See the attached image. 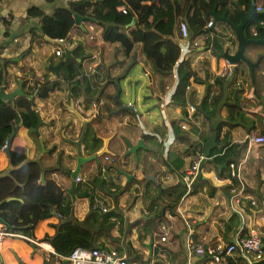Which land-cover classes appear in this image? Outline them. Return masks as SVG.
I'll return each mask as SVG.
<instances>
[{"label": "crops", "instance_id": "1", "mask_svg": "<svg viewBox=\"0 0 264 264\" xmlns=\"http://www.w3.org/2000/svg\"><path fill=\"white\" fill-rule=\"evenodd\" d=\"M71 1L0 0V66L7 73V83H3L5 90L16 88L19 80L20 84L25 82L21 84V90L33 95V98L14 96L11 107L14 108L19 97L32 100L43 121L38 126V135L30 133L33 127L18 126L8 147L15 153L17 164H11L9 156L6 157L0 148L3 153L0 169L7 171L24 160L34 159L43 166L59 165L70 170L75 164L74 146L66 142L64 136L76 138L81 119H87L96 136H111L108 141L111 151L115 144L118 145L116 154L106 153L115 158L111 163L113 166L107 168L104 160H100L102 163L98 166L99 155L84 161L77 173L73 197L66 191L70 185L69 173L55 170L43 173V176L54 179L61 187L62 204L71 217L82 219L92 211L96 198L102 200L106 210L95 205L93 217L98 220L103 212L107 215L102 225L95 229L92 246L115 248L137 264H203L215 244L231 241L242 223L244 232L263 231L264 245V142L254 143L247 138L252 128L264 135V44L244 48L245 56L256 62L252 75L245 63L238 62L231 65L228 74L222 73L226 80L221 84L220 94L217 93L219 86L212 85L211 89L219 96L216 114L205 116L193 111L194 121L189 123L188 130H184L180 124L185 123L187 108L192 105L195 110L205 84L212 83L216 74L221 75L225 59L221 56L216 59L214 53L223 50L232 53L236 48L228 24L223 21L213 23L214 32L209 40L214 49L206 48L207 44L201 40L198 46H192L189 43L192 36L177 38L178 46L186 47L180 59H187L201 81H190L185 102L175 104L170 100L175 84L173 75L163 78L165 84L161 88V78L151 69L140 50V43H134L130 52L123 54L117 41L102 39L100 25L87 15L91 7L73 11L83 17L79 24H74L71 13H66ZM152 2L159 4L160 0ZM254 4L257 6L259 1ZM134 21L133 16L129 24ZM180 23L190 26L184 16ZM178 29L175 26L169 28V32L176 36ZM188 35H191L190 31ZM60 39L71 49L72 57L80 61L78 72L89 73L81 84L74 79L78 72L71 79L62 77L64 61L57 72L49 67L63 58L62 46L61 54L53 52L59 47L53 40ZM76 44L79 57L73 56ZM132 62L142 67L147 80L139 81L140 78L127 75L126 68ZM34 81L44 86L52 85V88L43 95L44 86L36 84L33 91L28 92V85ZM69 81L74 83L69 85ZM120 103L131 109L119 107ZM230 109H236V114ZM153 113L161 117L156 118ZM216 123H220L218 129ZM92 124L97 125V130ZM174 124L178 127L177 133L173 131ZM212 128L215 129V145L208 157L212 158L219 151L221 154L201 164L200 175L194 176L186 191L178 175L192 161L197 146L203 151V142L212 133ZM138 139L142 146L135 150L133 159L131 152L125 153V142L133 145ZM118 169L131 175L127 178ZM230 170L236 174L231 176ZM94 176L99 180L93 181ZM100 181L105 187H100ZM228 181L240 191L239 203L233 205L241 211L242 222L230 209ZM78 183L81 186L76 189ZM182 187L184 191L178 194ZM184 219L191 222L189 238L203 248L200 255L187 249ZM88 221L91 222L92 217ZM106 223L110 225L105 227ZM95 224H98L96 220ZM45 226L44 221L37 225L33 239L37 240ZM14 238L22 239L28 246L21 240L19 247L11 251L12 258L4 261L0 256L2 264L16 261L41 264L42 260L46 264H60L62 257L47 242L35 244L19 236ZM148 242H151L150 247ZM255 261L253 259L252 264Z\"/></svg>", "mask_w": 264, "mask_h": 264}, {"label": "trees", "instance_id": "2", "mask_svg": "<svg viewBox=\"0 0 264 264\" xmlns=\"http://www.w3.org/2000/svg\"><path fill=\"white\" fill-rule=\"evenodd\" d=\"M215 1L216 12L218 14L225 12L227 18L234 23L239 20V14L235 6L243 14L247 13L250 6V0H160L159 4H154L152 0H149L148 3L144 0H73L69 2L66 13L68 15L71 13L72 16L73 11L79 12L82 7H91L87 15L93 17L100 25L102 39L109 42L117 41L122 53L125 55L130 52L134 43H140V50L149 61L151 69L161 78L159 83L161 88L165 84L163 78L174 76L175 84L170 100L175 104H181L187 98L186 85L190 81L200 82L201 80H198L195 76L194 70L190 67L187 59L176 62L179 48L177 38L180 36V32L178 31V35L173 36L169 32V28L175 26L179 28L182 16H184L190 24L189 28L186 26L187 32H191L190 36L196 37L201 32H208V30L212 31L213 36V25L205 28V22L210 16L208 11ZM254 1H259L257 6L260 7L264 4V0ZM96 6L98 9H96ZM133 16L135 21L129 24ZM4 32L6 33V30ZM243 32L247 37L264 36V12L253 13L244 24ZM209 39H204L203 43L207 44L206 47L209 49H214L215 47ZM256 44L249 43L245 47L255 46ZM78 47L76 44L72 50L75 57L80 55ZM62 68V77L66 80L71 79L79 71L80 61L75 60L74 57L67 58L62 63ZM225 80L226 76L216 74L212 83L207 82L205 84L203 96L198 104H195V113L202 112L205 116L216 114L219 96L214 93L211 87L213 84L219 86L217 93L220 94L221 84ZM3 83H7V73L4 67L0 66V84ZM67 83L70 85L74 82L69 81ZM21 84L24 85L25 82L22 81ZM36 84L44 86V84L34 81L28 85L30 89L27 91L32 92ZM44 88L45 90L41 93L43 95L52 88V85L44 86ZM7 101L0 99V146L4 144L11 129V124L21 120V124L25 127H33L36 123V110L32 100L19 97L15 101L14 108ZM230 110H233V114L236 112V109ZM219 126L220 123H216L217 129ZM172 128L177 133L178 127L175 124ZM30 133L34 135L31 129ZM179 137L184 138L183 136ZM100 145V137L95 135L88 123L82 139L84 153L91 154ZM8 153L10 163L17 164L18 160L14 157L13 150L8 148ZM104 157L107 158V155H104ZM212 158L215 159L216 156H212ZM113 159L115 158L108 156L104 160L107 168L113 166L111 164ZM98 160V166H101V155H99ZM55 170H59L66 175L69 173L68 168H62L59 165L43 166L34 159L24 160L7 171L0 169V222L10 231L33 238L36 237L37 225L44 221L46 226L37 240L47 242L54 252L60 256H65L75 246H92L91 241L95 229L102 225L107 213L103 212L98 220L97 218L94 219L95 207L91 206L92 211L82 219L71 217L70 212H66L65 206L62 204L63 190L61 187L55 183L54 179L46 176L39 180L40 171L50 173ZM92 180L98 181L99 178L94 176ZM79 186H81L80 183L76 185V189ZM82 187L87 191V187L83 186V183ZM100 187H105L103 181H100ZM121 188L122 186L119 187V190ZM184 189L182 187L178 194H181ZM86 195H89V193L86 192ZM7 197H10V199L6 200ZM89 217H92L91 222L88 221ZM95 220L98 224H95ZM109 225V223H106L105 227ZM241 229L244 231L243 224ZM262 250L264 251V245ZM254 264H264V255L256 260Z\"/></svg>", "mask_w": 264, "mask_h": 264}, {"label": "built area", "instance_id": "3", "mask_svg": "<svg viewBox=\"0 0 264 264\" xmlns=\"http://www.w3.org/2000/svg\"><path fill=\"white\" fill-rule=\"evenodd\" d=\"M257 6L256 8H259ZM212 24L211 18L208 19L205 23V28L209 27ZM180 35L183 38H187L188 33L184 23L179 24ZM212 37V32L208 30V32H201L198 37L192 39L190 38L189 43L192 46H198L199 40H204ZM186 47L178 48V57L176 61L181 60L180 58L183 56ZM56 55L61 54V48L56 47L53 51ZM232 63L225 61L223 66L221 67L220 73L230 72V67ZM92 70V69H91ZM93 71V70H92ZM89 75L88 72H78L74 75V79L80 84L84 82V79ZM188 85H186V88ZM245 94V92H242ZM194 108L192 105L187 108L186 113L184 114L185 123L180 124V127L184 130H188L189 123L194 121L193 112ZM247 138L249 141L254 143H262L264 142V135L258 133L255 129H250L247 133ZM4 145V144H3ZM221 154V151L213 154L218 155ZM203 158V151L201 146H197L192 153V161L189 163L188 167L178 175V179L182 181L186 187V191H188L191 187L192 181L196 174L198 168V162ZM236 172H231L230 175H235ZM230 184L228 196V202L230 209L235 211L242 222L241 211L234 206L233 203H239V193L240 191L236 190L235 186ZM99 205L101 210H106L105 205H103L102 200L96 198L93 201V206ZM185 226V236H186V246L187 249L192 254L200 255L202 253V246L189 238L191 234L190 224L191 222L187 219L183 220ZM243 224V223H242ZM242 225L240 226L239 232L233 236V239L229 242L218 243L212 248L211 253L205 258L203 264H252L253 259H260L262 257V238L263 231H242ZM16 237L19 236L31 243H40L39 241L15 232L10 231L2 226L0 223V240L4 237ZM160 239H164L163 236H160ZM62 258H66L69 264H137L135 261H132L125 257L124 254H119L115 248H100L96 246H75L71 252H69L65 256H60ZM3 264H24L21 261H16L14 263H3ZM197 264V263H190Z\"/></svg>", "mask_w": 264, "mask_h": 264}, {"label": "water", "instance_id": "4", "mask_svg": "<svg viewBox=\"0 0 264 264\" xmlns=\"http://www.w3.org/2000/svg\"><path fill=\"white\" fill-rule=\"evenodd\" d=\"M216 8V1L214 3V5L212 6V8L208 11V13L212 16L213 21H223L226 24H228V26L230 27V29L233 32L234 35V39L236 41V48L232 53L227 52V50H223L221 52H215V58L217 59V57L221 56L223 57L225 60H227L229 63H237L239 61H243L249 69V74L252 75V69L253 66L256 64V62L249 60L245 54H244V48L246 45H248L249 43H260V44H264V36L262 37H257V38H253V37H247L244 32H243V28H244V24L250 19V17L252 16L253 13L255 12H264V4L259 7L256 8V5L254 4V0H250V6L247 10V13L243 14L241 13L237 6H235L236 10L238 11L239 14V20L238 22L234 23L231 20H229L226 16V13L223 12L221 14H218L215 10ZM72 18H73V22L74 24H79V21L82 20V16L73 12L72 13ZM133 21V17H131L130 22L131 23ZM55 43L59 44L60 46H62V50H63V58L61 60H59L56 64H49V67L54 70V72H57L59 65L67 58H72V54H71V49L67 48L66 46H64V41L62 39L60 40H53ZM17 95H22V96H26L28 98H33L32 94H25L22 90H21V84L20 81H17V86L14 89L11 90H5V85L1 84L0 85V99L1 100H8L12 105H13V97L17 96ZM119 107L121 108H129V105H125V104H119ZM76 114L78 115V117H80L79 115V111L76 110L75 111ZM78 112V113H77ZM117 112V111H116ZM43 121L40 119L38 113L36 112V123L33 126V132L34 134L38 135V126L40 124H42ZM21 124V120H19L17 123L15 124H11V129L5 139L4 145L0 146V148L2 149V151L4 152L5 156L8 157L9 153H8V147L11 143V140L13 138V136L16 134L17 132V128L18 126ZM86 124H87V119H81V125H80V129H79V134L76 138H71V137H65L64 139L66 142H69L71 144H73L74 146V160H75V164L73 166V168H71L69 170V177H70V185L69 187L66 188V191L73 197V188H74V184L76 181V177H77V173L79 171L80 165L84 162L87 161L89 159H96V157L98 155H101L104 152H107L109 154H116L118 152V145L115 144L113 146V150L111 151L108 148V141L111 138V136L108 137H103V136H98L100 137V139L102 140V144L101 146L95 150L93 153L86 155L82 149V139L85 133V129H86ZM62 133V132H61ZM64 135V134H63ZM214 137H215V129L212 128V133L205 139V141L203 142V158L199 160L198 162V168L196 171V175L195 177H198L200 175V166L204 161H208V160H212V158L208 157V154L210 152V150L214 147L215 142H214ZM39 143L41 148H43V143L41 141V139L39 138ZM127 145V149L125 150L126 152H131V154H133L135 156V150L139 147L142 146L141 144V139H138L137 142L133 145H129L127 144V142H125ZM119 172H121L122 174L126 175L127 178L129 175H131L130 173H127L124 170H120L118 169ZM43 178V171H40L39 174V180H42ZM7 199H10V197H7ZM151 242H148L147 246L150 247ZM17 258V257H16ZM19 260V258H17ZM0 264L1 261H0ZM41 264H46L45 260H42ZM60 264H69L68 260L66 258H61Z\"/></svg>", "mask_w": 264, "mask_h": 264}, {"label": "rangeland", "instance_id": "5", "mask_svg": "<svg viewBox=\"0 0 264 264\" xmlns=\"http://www.w3.org/2000/svg\"><path fill=\"white\" fill-rule=\"evenodd\" d=\"M199 44V42H198ZM249 47H254L256 48L255 46H249ZM239 62H242L244 63L243 61H239ZM135 63V62H134ZM131 64V65H128V67L126 68L127 69V75L129 77H138L140 78L139 81H142V80H147V78L145 77V74L143 73V69L142 67L137 63V64ZM98 66V65H97ZM242 84L245 86L247 84V80L243 81ZM151 100H153V98H151ZM155 109V108H154ZM156 110V109H155ZM153 116H155L156 118H160L161 116L158 114V113H153L152 114ZM118 118V117H117ZM92 126L96 129L97 128V125H94L92 124ZM80 129V128H79ZM79 129L77 130L79 132ZM97 130V129H96ZM75 132V131H73ZM65 135V134H64ZM66 136V135H65ZM72 138V137H71ZM71 146H73V144H71ZM107 152H104L102 154V160H105L107 158L104 157V155H107L106 154ZM72 154V153H71ZM3 156V153L0 151V157ZM108 156V155H107ZM119 156V155H118ZM133 156V159H135V156L132 154ZM240 220V219H239ZM240 222V221H239ZM21 240L22 239H19V238H14V237H4L2 240H1V247H0V256H1V259H3L4 261H7L9 260L10 258H12V255L13 253L11 251H15V249H17L19 247V243H21ZM22 242L25 243V241L22 240ZM44 242V241H43ZM27 246L28 244L25 243Z\"/></svg>", "mask_w": 264, "mask_h": 264}, {"label": "clouds", "instance_id": "6", "mask_svg": "<svg viewBox=\"0 0 264 264\" xmlns=\"http://www.w3.org/2000/svg\"><path fill=\"white\" fill-rule=\"evenodd\" d=\"M257 7V6H256ZM211 18V20H212V24L210 25V26H212L213 25V23L215 22V21H213V19H212V16L210 15L209 16V18L208 19H210ZM182 22V21H181ZM185 23V22H184ZM206 23V22H205ZM187 29V28H186ZM179 32H180V30H179ZM212 32V31H211ZM188 33V32H187ZM181 36V35H180ZM189 37H190V35H188ZM196 37H198V35L196 36ZM196 37H191L192 39H194V38H196ZM202 41V40H201ZM59 47L61 48V46L59 45ZM206 48H208V47H206ZM179 53V52H178ZM177 57H178V55H177ZM225 61H227V60H224V62ZM177 62V61H176ZM236 64V63H235ZM235 64H233L232 63V65H235ZM213 156H215V155H213ZM1 223V222H0ZM3 226V225H2ZM4 227V226H3ZM258 260V259H257Z\"/></svg>", "mask_w": 264, "mask_h": 264}]
</instances>
